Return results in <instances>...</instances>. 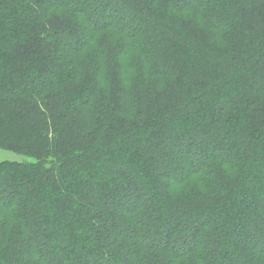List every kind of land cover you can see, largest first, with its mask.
I'll return each instance as SVG.
<instances>
[{"label": "trees", "instance_id": "1", "mask_svg": "<svg viewBox=\"0 0 264 264\" xmlns=\"http://www.w3.org/2000/svg\"><path fill=\"white\" fill-rule=\"evenodd\" d=\"M0 264H264V0H0Z\"/></svg>", "mask_w": 264, "mask_h": 264}, {"label": "rangeland", "instance_id": "2", "mask_svg": "<svg viewBox=\"0 0 264 264\" xmlns=\"http://www.w3.org/2000/svg\"><path fill=\"white\" fill-rule=\"evenodd\" d=\"M1 160L33 161L34 158L0 148V161Z\"/></svg>", "mask_w": 264, "mask_h": 264}]
</instances>
